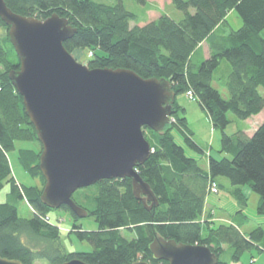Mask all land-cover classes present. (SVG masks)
I'll list each match as a JSON object with an SVG mask.
<instances>
[{
  "label": "trees",
  "instance_id": "obj_1",
  "mask_svg": "<svg viewBox=\"0 0 264 264\" xmlns=\"http://www.w3.org/2000/svg\"><path fill=\"white\" fill-rule=\"evenodd\" d=\"M6 6L22 17L43 21L57 15L77 30L63 43L68 53L92 52L89 69H122L142 79L169 81L176 98L191 91L199 108L208 115L212 128L221 132L220 149L208 155V169L185 155L176 144L172 131L179 132L191 150L204 154L194 142L193 132L176 98L173 121L163 132L143 128L153 152L136 168L149 185L158 205L147 211L135 199L130 179L103 180L76 191L73 201L93 217L97 230H69L90 252H68L61 241L60 229L52 223L51 213L40 196L45 180L39 170L42 146L35 128L25 115L22 97L8 74L19 69L18 58L9 37L0 41V192L7 185L6 200L0 203V257L22 264L45 260L63 264L73 259L86 264H167L153 258L149 245L155 238L186 245H203L218 257L217 264L239 263L244 252L257 249L264 253V229L247 235L233 225L201 221L209 184L216 178L227 179L235 199L245 205L239 187L259 196L258 212L264 214V119L247 135H228V114L241 121L264 112V0H171L182 13L180 21L167 15L144 26H129L136 14L128 11L123 0H5ZM235 13L241 21L237 29L229 26L227 16ZM0 27H8L0 20ZM206 43L209 57L196 53ZM8 47V49L5 48ZM222 63L230 70L218 76L228 94L224 99L212 84ZM19 141L35 142L40 149H19L23 170L40 185L24 186L16 181L8 153ZM26 201L31 217L20 218L17 203ZM148 205V204H147ZM62 210L69 211L66 207ZM60 209V210H61ZM74 220L78 218L70 212ZM242 213V211H240ZM46 217L49 221H46ZM208 217H212L209 213ZM123 233L131 236L128 239ZM226 246L227 249H224ZM229 253V255H228Z\"/></svg>",
  "mask_w": 264,
  "mask_h": 264
},
{
  "label": "water",
  "instance_id": "obj_2",
  "mask_svg": "<svg viewBox=\"0 0 264 264\" xmlns=\"http://www.w3.org/2000/svg\"><path fill=\"white\" fill-rule=\"evenodd\" d=\"M0 20L8 27L19 61V69L8 77L42 146L43 205L52 210L66 207L84 219L87 211L72 199L76 191L103 180L130 179L135 199L147 211L157 206L136 168L151 154L143 128L163 132L170 123L176 94L169 81L79 64L63 46L77 30L55 14L43 21L22 17L0 0ZM149 250L154 259L167 264L218 261L209 247L158 237ZM0 264L22 263L0 257ZM63 264L86 263L73 259Z\"/></svg>",
  "mask_w": 264,
  "mask_h": 264
},
{
  "label": "rangeland",
  "instance_id": "obj_3",
  "mask_svg": "<svg viewBox=\"0 0 264 264\" xmlns=\"http://www.w3.org/2000/svg\"><path fill=\"white\" fill-rule=\"evenodd\" d=\"M123 4L128 11L136 14L137 20L129 23L130 28L134 26H144L149 22L157 20L161 15H167L174 21H180L183 17L182 13L176 10L171 4V0H123ZM227 19L229 25L234 30L241 25V21L235 13L229 14ZM0 28L3 30L0 32V41H3L7 39L8 31L4 27ZM5 48L8 49L7 46H5ZM204 48L207 49L206 46H204ZM90 53L92 52L87 50H75L71 55L79 64L87 66L89 59L92 58ZM229 70L230 67L226 63H222L215 73L214 82L212 84L224 99L228 98V94L222 87L220 81H217V78L218 76H221V74L225 76ZM259 91L264 96V90L260 89ZM176 100L180 107L185 111L183 116L186 118L188 126L193 132L194 142L203 149L204 153L209 150L210 146L213 148V152H217L216 150L218 148L220 149L221 132L212 128L210 119L205 118L197 102L189 101L185 94L178 95ZM262 115L264 117V112ZM262 115L253 117L249 121H241L235 118L234 115L228 114L227 119L229 120V124L227 125L225 132L228 135H234L237 132L253 134L255 129L262 122ZM172 134L176 144L183 147L185 155L189 158L196 159L198 165L201 167L205 162V154H199L186 146L177 130L174 129ZM33 148L39 150L40 145L35 142L19 141L15 143L14 150L8 153L12 175L18 183L23 184L24 186H33L35 184L38 186L40 185L37 180L31 178L23 170L17 157V151L19 149ZM216 182L220 185L219 193L208 194L206 197V207L209 211L208 214L210 213L212 215V217L207 219L214 221L216 227L220 224L236 226L244 235H247L259 227L264 229V214L258 212L259 196L257 194L253 193L247 187H239L242 193L247 197L244 205L235 199L233 194L235 187H232L227 179L221 177L216 178ZM8 191L9 186L6 185L0 192V203L6 200ZM17 207L20 218L28 219L31 217V208L26 201H19ZM212 211L214 214H212ZM240 211H242V213H240ZM50 217L52 223L60 229L61 241L68 252H90L92 250L87 242H80L76 238L75 233H71L70 235L68 233L73 225L80 227L81 231H96L97 224L93 217L74 220L69 211L62 209L53 211ZM203 219L206 218L204 217ZM123 234L128 239L131 238L130 235L126 233ZM223 248L227 249L226 246H223ZM35 264L49 263L42 260L35 262ZM239 264H264V253L259 252L257 249L244 252L240 257Z\"/></svg>",
  "mask_w": 264,
  "mask_h": 264
},
{
  "label": "crops",
  "instance_id": "obj_4",
  "mask_svg": "<svg viewBox=\"0 0 264 264\" xmlns=\"http://www.w3.org/2000/svg\"><path fill=\"white\" fill-rule=\"evenodd\" d=\"M229 14H231V13H229ZM230 26V25H229ZM1 31H3L2 30V28H0V32ZM204 46H206L207 47V45H206V43H202L200 46H199V49H198V51L196 52V53H199V54H201V57H204L205 59H207L208 57H209V49H208V47H207V49H205L204 48ZM202 114L205 116V118H208L209 119V117H208V115L204 112V111H202ZM260 115H262V114H260ZM256 117H258V116H256ZM263 119H264V117H263V115H262V121H263ZM249 120H251V119H249ZM249 120H246V121H249ZM259 126V125H258ZM256 130V129H255ZM245 133V132H244ZM245 134H247V133H245ZM247 135H252V133L251 134H247ZM203 150V149H202ZM217 152L219 151V148L216 150ZM217 152H213V148L210 146V148H209V150H207L204 154H205V162L203 163V165L201 166V168L202 169H204V170H207L208 169V159H207V157H208V155H212L213 153H217ZM216 181V180H215ZM217 183V182H216ZM218 184V183H217ZM218 186H219V188H220V185L218 184ZM208 209H207V207H206V201H205V208H204V214H203V217H202V221H204V220H207V218H210V217H208ZM212 214H214L213 213V211H212ZM207 215V216H206ZM206 218V219H203V218ZM213 219H215V218H213ZM233 264V263H232ZM239 264V263H238Z\"/></svg>",
  "mask_w": 264,
  "mask_h": 264
},
{
  "label": "built area",
  "instance_id": "obj_5",
  "mask_svg": "<svg viewBox=\"0 0 264 264\" xmlns=\"http://www.w3.org/2000/svg\"><path fill=\"white\" fill-rule=\"evenodd\" d=\"M90 55L92 56V53H90ZM186 97L189 99V101H196V98L194 97L193 93L191 91L186 92ZM153 152V149H151V153ZM209 193L212 194H217L218 193V186L215 182H210L209 184ZM46 221H49V218L46 217L45 219Z\"/></svg>",
  "mask_w": 264,
  "mask_h": 264
},
{
  "label": "flooded vegetation",
  "instance_id": "obj_6",
  "mask_svg": "<svg viewBox=\"0 0 264 264\" xmlns=\"http://www.w3.org/2000/svg\"><path fill=\"white\" fill-rule=\"evenodd\" d=\"M147 204H148V205H150V203H149V202H147Z\"/></svg>",
  "mask_w": 264,
  "mask_h": 264
}]
</instances>
